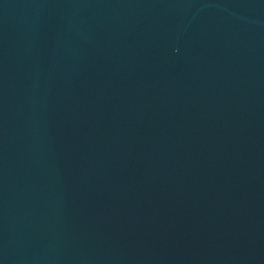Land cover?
I'll use <instances>...</instances> for the list:
<instances>
[{
    "label": "water",
    "instance_id": "water-1",
    "mask_svg": "<svg viewBox=\"0 0 264 264\" xmlns=\"http://www.w3.org/2000/svg\"><path fill=\"white\" fill-rule=\"evenodd\" d=\"M0 264H264V0H0Z\"/></svg>",
    "mask_w": 264,
    "mask_h": 264
}]
</instances>
